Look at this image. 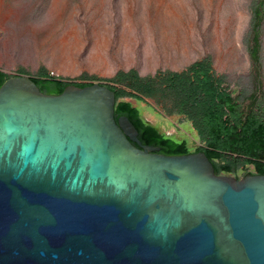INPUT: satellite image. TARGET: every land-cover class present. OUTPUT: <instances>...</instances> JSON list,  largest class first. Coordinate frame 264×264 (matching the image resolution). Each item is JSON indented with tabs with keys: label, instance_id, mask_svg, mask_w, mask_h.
<instances>
[{
	"label": "water",
	"instance_id": "water-1",
	"mask_svg": "<svg viewBox=\"0 0 264 264\" xmlns=\"http://www.w3.org/2000/svg\"><path fill=\"white\" fill-rule=\"evenodd\" d=\"M114 105L99 82L1 84L0 264H264V174L159 153Z\"/></svg>",
	"mask_w": 264,
	"mask_h": 264
},
{
	"label": "rangeland",
	"instance_id": "rangeland-1",
	"mask_svg": "<svg viewBox=\"0 0 264 264\" xmlns=\"http://www.w3.org/2000/svg\"><path fill=\"white\" fill-rule=\"evenodd\" d=\"M256 1L0 0V70L111 84L118 70L180 71L208 58L231 96L262 117L264 19L257 65L248 50ZM125 99L145 120L183 136L191 148L203 145L190 121L164 112L167 100Z\"/></svg>",
	"mask_w": 264,
	"mask_h": 264
},
{
	"label": "trees",
	"instance_id": "trees-1",
	"mask_svg": "<svg viewBox=\"0 0 264 264\" xmlns=\"http://www.w3.org/2000/svg\"><path fill=\"white\" fill-rule=\"evenodd\" d=\"M264 19V0H257L252 8L251 44L249 56L253 65L259 62L260 25ZM0 70V86L9 77ZM82 78H85L83 76ZM39 89L59 94L70 83L79 87L93 82H69L54 77H32ZM107 84L115 93L114 116L126 115L138 131L139 140L159 147L166 155L202 151L212 162L216 174H264V115L247 110L231 96L224 86V78L213 70L208 58L195 60L180 71L157 70L140 75L136 69L118 70ZM126 97L152 98L164 103V112L183 116L190 121L203 145L191 148L185 138L166 135L147 123ZM255 100V99H254ZM252 164L251 172L241 171V164Z\"/></svg>",
	"mask_w": 264,
	"mask_h": 264
},
{
	"label": "built area",
	"instance_id": "built-area-1",
	"mask_svg": "<svg viewBox=\"0 0 264 264\" xmlns=\"http://www.w3.org/2000/svg\"><path fill=\"white\" fill-rule=\"evenodd\" d=\"M262 163L264 164V160H262ZM239 170L245 171V172H251L253 170V165L252 164H244L241 165Z\"/></svg>",
	"mask_w": 264,
	"mask_h": 264
},
{
	"label": "flooded vegetation",
	"instance_id": "flooded-vegetation-1",
	"mask_svg": "<svg viewBox=\"0 0 264 264\" xmlns=\"http://www.w3.org/2000/svg\"><path fill=\"white\" fill-rule=\"evenodd\" d=\"M143 118V117H142ZM144 119V118H143ZM145 120V119H144ZM147 123H149V124H151V125H154V126H156L159 130H160V132H163V133H165L166 135H169V136H174L175 138L176 137H178L179 139H181L182 138V136H178V134L176 133V135H170V134H168L165 130H162V129H160L157 125H155V124H153V123H151V122H149V121H147V120H145ZM142 143V142H141ZM143 144V143H142ZM144 145H146V144H144Z\"/></svg>",
	"mask_w": 264,
	"mask_h": 264
},
{
	"label": "crops",
	"instance_id": "crops-1",
	"mask_svg": "<svg viewBox=\"0 0 264 264\" xmlns=\"http://www.w3.org/2000/svg\"><path fill=\"white\" fill-rule=\"evenodd\" d=\"M131 102V101H130ZM132 103V102H131ZM133 104V103H132ZM135 106V105H134ZM174 123V122H173ZM174 125H176L175 123H174ZM181 134H184L183 132H181ZM183 137V136H182ZM184 138V137H183ZM237 173L238 174H240L241 173V171L239 170V171H237ZM238 178H240V177H238Z\"/></svg>",
	"mask_w": 264,
	"mask_h": 264
}]
</instances>
